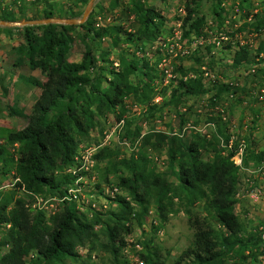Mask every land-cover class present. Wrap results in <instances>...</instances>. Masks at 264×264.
Instances as JSON below:
<instances>
[{"label":"trees","instance_id":"16d2710c","mask_svg":"<svg viewBox=\"0 0 264 264\" xmlns=\"http://www.w3.org/2000/svg\"><path fill=\"white\" fill-rule=\"evenodd\" d=\"M75 1L84 5L87 0H74L73 3ZM219 1L211 2L210 14L215 18L221 16ZM245 1L239 0V7ZM125 2V9L134 14L136 22L131 31L111 24L97 26L90 18V13L80 23L32 24L38 33L22 25L23 42L16 48L17 64H24L30 69L37 68L45 78L28 80L39 88L38 94L27 113L21 109L13 112L25 117V124L15 129L0 127V173L5 174L11 169L18 178L14 182L16 187L22 185L24 191L31 192H60L74 178V175L63 172V169L72 162L83 137L96 125V117L104 112H112L115 119H118L123 111L124 99H128L125 97L139 103H148L152 94L151 82L156 60L150 65L145 57L136 55L127 47H119L115 67L108 58L107 50L103 49L96 55L89 45L90 41L98 44L107 41L116 45V39L112 36L122 33L123 40L133 43L135 49L142 51V42L150 43L157 39L165 19L163 14L144 0ZM115 3L116 0L110 1L111 5ZM198 3L199 0L184 1L185 14L181 22L184 35L194 30L198 33L203 23L202 15L194 13ZM70 9V6H62L56 0H21L16 10H1L0 19L16 20L20 16L31 19L53 15L74 17L80 14V10ZM247 22L244 21L238 28L242 29L248 24L254 29L264 26L261 15L255 14ZM75 27L82 29L75 32V35L84 48L79 60H70L67 50L74 38L72 31ZM225 47H229L227 43ZM260 50L264 51V45L258 47L257 51ZM251 57L246 45L234 44L231 54L234 66L249 63ZM95 66L96 73L90 74L89 70ZM176 67L182 72L181 63ZM102 82L105 86L101 85ZM221 85L222 89L229 86L226 83ZM207 89L199 79L191 82L179 78L171 90V98L187 93L196 95ZM149 107L154 106L150 104ZM125 124L128 122L125 121ZM221 134L223 141H226L229 133ZM136 137V131H132L129 137L132 146ZM151 137L153 141H150ZM141 140L154 148L164 146L169 173L175 178L176 184L165 175L153 171L148 165L146 153L137 150L135 154L130 153L104 168L106 172L121 170L116 175V184L127 189L135 204L116 194L111 199L117 202V208L106 209L104 212L94 210L90 217H86L72 201H63L58 211L45 219L41 211H31L24 198L14 197L13 190H9L0 195V225L7 223L6 230L0 235V243L6 246L10 244L0 254V264H66L65 259L76 260L77 244L86 243L88 250L94 247L92 240L96 236L93 228L95 224L100 226L105 237L104 247L109 251L114 264H137L130 262L121 252L126 244L125 234L130 229L129 219L140 222L150 201L158 219V223L151 225L153 231L166 221L170 211L176 209V203L184 210L187 223L192 229L190 242L170 264H222L220 261L226 255L233 257L235 254L239 255L240 262L248 256L255 259L260 241L259 230L244 232L243 224L234 211V192L242 184L246 172L239 171L231 161L229 156L232 151L223 154L219 151L222 148H217L210 157L203 158L201 149L211 142L213 144V140L205 139L198 133L184 139L177 133L155 131L143 134ZM111 153L112 149L107 145L98 148L94 154L95 163L96 160L111 157ZM262 155L263 152H254L246 146L243 162L246 165L248 160L257 162ZM102 178L105 182L109 181L106 173L102 174ZM94 186L99 188L100 184L96 182ZM197 200L201 201L205 213L217 222L219 230L211 224L208 215H201L194 210ZM140 243L141 249L137 254L142 264H164L151 238ZM247 248L249 251L243 254ZM28 252L34 253L31 263L25 261ZM240 262L233 260L232 263Z\"/></svg>","mask_w":264,"mask_h":264},{"label":"rangeland","instance_id":"374dc122","mask_svg":"<svg viewBox=\"0 0 264 264\" xmlns=\"http://www.w3.org/2000/svg\"><path fill=\"white\" fill-rule=\"evenodd\" d=\"M57 1L62 4V6H70L72 10H80V14L74 17L80 16L86 5V3L81 5L76 1L73 3L74 0H72V2H69L68 0ZM110 1L111 0H92L90 9L85 16V19L90 13L89 16L93 20L94 24L96 25L97 22L100 23H97V26L111 24L113 26H121V28H125L129 31L133 30L136 26L134 14L128 12L125 9V0H116V3L113 5L110 4ZM184 1L185 0H144V2L147 4L158 9L165 17L161 33L157 39L159 38L161 42L164 43H171V46L176 52V54L169 56L168 64L171 66L170 73L172 74L170 76H165L157 66V60L160 56L161 50H159L157 47L149 48L148 42H142L143 50H139V52H136L137 49H135V45L133 43L122 39V33L120 35L116 33L115 36L111 35L116 39V45H112L107 41H102L99 44L94 41L89 42L92 51L96 55L100 54L103 49L107 50L108 58L111 60V64L115 67L116 65L114 62L117 64V52L119 47H127L129 51L135 52L136 55L145 57L150 65L156 60L154 76L152 77L151 82L153 87L152 94L148 103L145 104L146 108L143 111L134 110L126 107L125 103L123 104V111L119 116L123 118V125L121 126L118 135L112 137V145L109 146L112 149L111 157L99 161L96 160L94 170L96 174V182L99 184L111 182L116 184V175L120 173L121 170H107L106 172L104 169L105 166L111 165V163L116 162L122 157H127L130 153L135 154L137 150H143L146 153L147 159L149 160L148 165L153 171L165 175L169 181L176 184L175 178L169 173L164 146L160 148H154L149 144L142 143L141 137L145 133L161 131L162 133L170 134V132L173 130L176 132H181V137L184 139L192 138L194 134L198 133L205 139L213 140V144L211 142L210 145H206L201 149V156L203 158L210 157L213 154L214 149L217 148H222L219 149V151L223 154H227L228 152L225 147H220L219 144V139L223 138V134H221L220 131L218 132V130L217 133L215 130L218 120L222 122L224 120L222 118H226L225 109L222 106L220 92L222 91L223 87L221 84H227L230 79L224 73L227 69L226 59L230 57L233 52V48L230 49L225 47V41L228 38L227 31H237L238 27L242 26L244 21H248V19H246L247 15H249V20H251L255 14L258 16L261 15L264 19V0H252L251 2H256V4L252 5L250 4L251 2L247 0V3H245L246 1L243 2L241 7H239V1L236 3L234 0H220L218 7H220L219 11L221 12V16L219 18H215L210 14L212 0H199L194 13L202 15L203 23L200 26L198 33L194 30L190 31L186 35L182 33L181 29L182 17L185 14ZM178 6L183 7V12H179L177 10ZM253 7H257L258 10L252 11ZM38 8H40V5ZM243 9L247 12L246 14ZM108 14L110 17L107 20L103 18ZM97 16L100 18L98 19ZM49 17L63 16L53 15ZM24 19L27 18H25V16H20L18 19H16V21ZM23 25H27L28 30L31 32H39L38 29L31 26L32 24L30 23ZM81 30V28L75 27L72 31L74 38L70 42L67 50V57L70 60H79L81 52L84 48L82 42L75 35V32H80ZM21 31V24L0 25V32H3L4 35H9L4 39L5 41L3 42L2 46H8L12 41L15 40L18 34H20V38L22 39V41L21 39L20 41L23 42ZM222 36H225V38ZM18 38L19 37H17V39ZM179 50H182L183 52ZM196 58L200 59L197 60ZM178 63L182 64V72H180V70L176 67ZM251 63L253 62L250 61L248 63V68L251 67ZM100 64H102V62ZM23 68L26 70L29 69L26 65H24ZM34 69L35 70L31 78L44 80V74L37 68ZM204 69L215 72L216 78L214 81H212L210 77L208 78L206 75H203L202 72ZM96 71L97 67L95 66L89 70V73L95 74ZM183 76H185V78L191 82H193L195 79H199L204 88L208 89L196 95L187 93L185 95L171 98L172 88L176 85L177 79L183 78ZM232 79L233 80L231 81L237 82L235 76L232 77ZM23 84H25V88L28 89V91H26L24 102H29L31 99H34L37 93L36 91L39 89L37 86L31 83L27 84L23 82ZM101 85L105 86V83L102 82ZM236 86L237 85H235V87ZM212 97H215V100ZM125 98L132 99L130 97ZM154 98H156V101H154ZM150 104H153L154 107H149ZM218 104L223 109L220 110L218 107H215V105L219 106ZM24 106L26 105L24 104ZM197 108H199V111L196 110ZM25 109L27 113L28 107H25ZM115 112L118 113L117 110ZM115 120V115L112 112H104L97 116L96 125L88 132L86 136L83 137V139L78 144V148L82 145L96 142L100 138L102 130L108 128ZM209 120L214 122L215 127L207 131L208 135H206L205 132L199 131L193 127L186 126L187 124L200 126ZM125 121L128 122L127 125L125 124ZM22 122L25 124L26 118L16 117V123H14L13 126L21 124ZM13 126L10 128L15 129ZM132 131H136L137 135L143 132L139 141L134 146L130 144L129 140ZM123 135L127 137V143H122L120 141V138ZM213 135L215 136L213 137ZM150 141H153V137L150 138ZM1 143L2 141L0 140V144ZM9 149L11 150V147H9ZM255 162V160H248L249 165H253ZM103 173H106L107 177L109 178L108 182L103 181ZM12 175L11 169H9V171L5 174L0 173V195L6 193L9 190H13V196H21L24 198L26 204L28 201V196L23 191L19 190L14 184H10ZM119 188L120 194L122 196H128V198L132 200V204H135V201L130 197L127 189L121 186H119ZM53 194L56 193L53 192ZM95 197L96 201H102L105 204L104 207L99 209L100 212H104L106 209L117 208V202L113 199L103 198L100 196ZM174 200H176V198H174ZM262 204V202L254 203L248 197L236 198L234 211L243 224V228L245 230L244 232L258 231L260 226L264 227V210L262 209ZM174 206L176 209L170 211L167 214L166 221L161 226H157L154 231L151 229V225L152 223H158V219L155 213L154 205L151 201L148 203L147 209L141 217L140 222L134 219H129L130 229L125 234V237L127 238L126 242L128 243V251L131 254L138 253V251L141 249L140 242L142 240L151 238L153 244L158 247V253L160 254V257L163 258L164 264H170L178 252L190 242L192 238V229L187 223L186 214L181 207L177 206V203ZM30 210L36 212V210ZM79 210L83 212L86 217H90L89 208H81ZM194 210L199 211L201 215H208L202 208V203L200 200L195 202ZM56 211H58V209L45 210L41 212L44 218L47 219ZM91 212H94V210H91ZM208 218L210 219L211 224L217 230H219L220 227L218 226L217 222H215V220L209 215ZM152 220H154V222ZM6 228L7 225H0V235L3 234ZM93 228L96 232V236L92 240L94 247L91 250H88L86 243L77 244L75 247L78 253L77 259H65L66 264H114V262L111 260L109 251L106 247H104L105 237L100 230L99 224H95ZM134 242L139 243V250H135L136 247L133 245ZM9 245V243L8 246L0 243V254L6 251ZM247 251H249V248L244 250L243 254L247 253ZM121 253L124 256V253ZM33 258V252H28L25 255V261L27 263H31ZM233 260L238 262L241 261L239 255L237 256L235 254L233 257L226 255L220 261V263L234 264L232 263ZM251 260V256H248L245 259V261Z\"/></svg>","mask_w":264,"mask_h":264},{"label":"built area","instance_id":"2783aa9c","mask_svg":"<svg viewBox=\"0 0 264 264\" xmlns=\"http://www.w3.org/2000/svg\"><path fill=\"white\" fill-rule=\"evenodd\" d=\"M32 1V0H25ZM177 10L179 12H183V7L178 6ZM110 17V15H106L103 18L106 20ZM99 19L100 17L97 16ZM99 23V22H97ZM96 23V25H97ZM100 24V23H99ZM225 38V36H222ZM149 48L157 47L161 50L160 56L157 60V66L161 70V72L165 76L172 75L170 73L171 66L168 64L169 56L176 54L174 48L171 46V43L161 42V40L155 39L148 43ZM182 51V50H179ZM139 52V49L136 50ZM183 52V51H182ZM181 52V53H182ZM116 65V62H114ZM203 75H206L208 78L210 77L212 81L215 80V72L209 71L207 69L203 70ZM185 76H183V79ZM229 85L230 91L228 96L231 97L233 95L232 88L235 87L236 83L229 80L227 82ZM259 92L263 89L259 88ZM215 100V97H212ZM156 101V98H154ZM125 106L134 110H144L146 105L144 103H139L134 100L124 99ZM219 105V104H218ZM218 107L220 110L223 109L220 105ZM199 111V108L196 109ZM223 117V115H222ZM123 125V118L119 117L116 119L108 128L102 130L100 138L93 143L85 144L77 147V150L73 156V160L70 164L66 165L63 169V172L74 175V178L71 183H68L60 192L53 193H45V192H31L24 191L22 185L17 186V188L23 191L28 196V201L26 205L33 210L36 211H45V210H56L59 208L61 202L63 201H72L74 205L78 208H89L91 215V210H99L105 206L104 202L96 201L95 196H100L103 198H113L116 194H120V188L115 183H101L99 188H96L94 184L96 183V174L94 170L95 165V157L94 154L98 150V148L107 145H112V137L117 136L118 132ZM188 127H193L199 131L205 132L208 135L207 131L209 129H213L215 124L213 121H206L204 124L200 126H195L193 124H187ZM143 132L139 133L134 140V145L140 139V136ZM170 133H177L181 135V132L171 131ZM120 141L122 143H127L128 139L125 135L121 136ZM236 141V145L234 146V142ZM219 144L225 147L228 151H232L229 158L231 161L237 165L239 171L246 172V177H244L242 184H240L235 192V198L240 197H248L254 203L262 202V209L264 210V154L260 156L257 162L253 165H246L243 162L244 148L246 147V143L242 138H235L234 134L229 133L226 141H223V138L219 139ZM133 145V146H134ZM13 174V173H12ZM18 180L17 176L12 175V179L10 184H14ZM121 195V194H120ZM127 200L132 203V200L128 198V196L123 195ZM154 222V220H152ZM7 225V223H6ZM260 233V241L258 244L257 252L255 254V259L251 261H245L237 264H264V227H259ZM127 238L125 237V241ZM135 250L140 249V245L138 242L133 243ZM122 252L124 256L130 262H135L137 264H142V259L139 258L138 254H131L128 251V243L126 242L125 246L122 248Z\"/></svg>","mask_w":264,"mask_h":264},{"label":"crops","instance_id":"0c3cea01","mask_svg":"<svg viewBox=\"0 0 264 264\" xmlns=\"http://www.w3.org/2000/svg\"><path fill=\"white\" fill-rule=\"evenodd\" d=\"M20 1L0 0V11L16 10ZM234 1L238 3L239 0ZM250 4H256V2ZM257 10V7L252 8V11ZM243 11L245 10L243 9ZM246 19L249 21V15ZM8 36L0 32V127L10 128L16 123V117H23L14 114V110L21 109L26 113L25 107L29 108L34 100L24 102L28 89L25 88L23 82L30 84L28 80L31 79L35 69L27 68L28 70H26L23 68L24 65L17 64L18 52L16 48L22 41L20 34L17 35L19 38L16 37L8 46H2L4 39ZM236 42L250 47L248 49L253 63L250 68H248V63L234 66L231 56L226 59L227 69L224 73L230 78L229 80H233L232 77L235 76L237 86L232 88L234 93L231 97L228 96L229 87L228 89L223 88L220 92L226 118L223 117L222 122L218 120L217 126L225 134L232 133L236 139L242 138L250 150L261 151L264 154V54L263 51H257L259 46L264 45V26L254 29L248 24L242 29L238 28L237 31L228 34L225 41L228 48H233ZM259 88L263 90L259 92ZM38 91H36V95ZM23 125L24 122L13 127L20 128ZM215 130L217 132L218 128L216 127Z\"/></svg>","mask_w":264,"mask_h":264},{"label":"water","instance_id":"95a60500","mask_svg":"<svg viewBox=\"0 0 264 264\" xmlns=\"http://www.w3.org/2000/svg\"><path fill=\"white\" fill-rule=\"evenodd\" d=\"M92 0H87L86 5L84 7V10L82 11L81 15L78 17H44V18H31V19H24L20 21L16 20H5L0 19V24L5 25H13V24H33V23H47V22H60V23H80L85 19V16L88 13V10L90 9Z\"/></svg>","mask_w":264,"mask_h":264}]
</instances>
